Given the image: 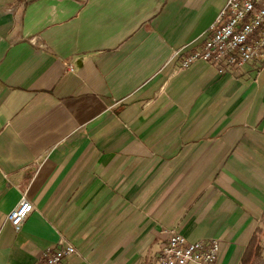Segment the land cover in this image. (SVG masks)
<instances>
[{
  "label": "crops",
  "instance_id": "crops-1",
  "mask_svg": "<svg viewBox=\"0 0 264 264\" xmlns=\"http://www.w3.org/2000/svg\"><path fill=\"white\" fill-rule=\"evenodd\" d=\"M226 1L0 0V264H154L172 230L264 264V63L182 66Z\"/></svg>",
  "mask_w": 264,
  "mask_h": 264
},
{
  "label": "built area",
  "instance_id": "built-area-1",
  "mask_svg": "<svg viewBox=\"0 0 264 264\" xmlns=\"http://www.w3.org/2000/svg\"><path fill=\"white\" fill-rule=\"evenodd\" d=\"M210 29L203 45L184 57L183 67L196 60L213 61L220 71L237 70L250 62L264 63V0H227ZM31 211V203L22 198L7 219L17 229ZM218 251L215 239L189 241L172 230L154 264H212ZM74 252L71 243L60 240L43 250L41 264H61L65 256Z\"/></svg>",
  "mask_w": 264,
  "mask_h": 264
},
{
  "label": "trees",
  "instance_id": "trees-1",
  "mask_svg": "<svg viewBox=\"0 0 264 264\" xmlns=\"http://www.w3.org/2000/svg\"><path fill=\"white\" fill-rule=\"evenodd\" d=\"M257 247L258 242L256 240V237L253 236L248 243L247 249L245 250V253L241 259V264H259V261L257 260Z\"/></svg>",
  "mask_w": 264,
  "mask_h": 264
}]
</instances>
